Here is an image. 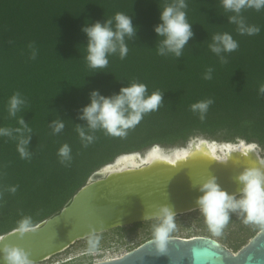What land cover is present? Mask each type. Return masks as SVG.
I'll return each instance as SVG.
<instances>
[{"label": "trees", "instance_id": "16d2710c", "mask_svg": "<svg viewBox=\"0 0 264 264\" xmlns=\"http://www.w3.org/2000/svg\"><path fill=\"white\" fill-rule=\"evenodd\" d=\"M166 2L170 0H0V127H19L22 117L32 130L30 159L21 158L14 139L0 137V235L16 229L25 216L32 218V226L54 216L94 172L120 155L144 152L157 144L184 147L195 136L219 133L227 142L243 139L264 147V96L258 94L264 85V11H244L246 22L260 32L242 36L228 22L230 13L220 0H188L195 35L181 57H161L154 26L160 23V7ZM117 12L133 16L137 34L128 42L125 59L112 56L107 69L93 72L84 60L87 36L81 29L86 22H103ZM218 32H230L239 42L236 51L225 54L224 63L208 48ZM210 67L213 78L205 80ZM133 81L146 83L149 93L163 92L159 110L146 114L122 138L96 130L91 133L94 143L84 147L76 127L87 125L79 116L90 103L91 92L98 89L110 96ZM16 92L27 103L13 118L6 104ZM209 98L214 103L201 120L191 105ZM56 119L65 122L59 134L51 128ZM65 143L71 145L73 156L67 166L57 155ZM11 187H16L15 193ZM189 214L195 216L200 235L213 236L198 211ZM151 223L112 230H135ZM262 228L245 224L233 213L219 239L237 252ZM149 236L153 238V233Z\"/></svg>", "mask_w": 264, "mask_h": 264}, {"label": "clouds", "instance_id": "9594fccd", "mask_svg": "<svg viewBox=\"0 0 264 264\" xmlns=\"http://www.w3.org/2000/svg\"><path fill=\"white\" fill-rule=\"evenodd\" d=\"M220 4L226 13L228 22L237 27L240 35H256L260 28L249 25L243 13L245 10L264 11V0H220ZM160 7V5H159ZM188 0H170L160 7V23L154 26L157 35L156 51L161 57H181L190 39L195 35L192 23L188 19ZM87 36L86 55L84 60L87 67L93 72L104 71L110 64V57L119 55L125 59L129 52L128 42L137 34V26L133 23V16L124 12H117L106 20L95 23L86 22L81 29ZM30 47H32L30 45ZM209 50L226 62L225 54L232 53L239 48V42L230 32H218L211 37L208 44ZM36 50L33 48L32 58H36ZM213 69L210 67L204 74L205 80H211ZM260 96H264V85L258 90ZM27 101L21 93H14L7 101L6 110L9 117L15 118L22 111ZM164 103L163 92L156 90L149 93L148 85L143 82L133 81L127 86L121 87L118 93L110 96L101 94L96 89L90 94V103L80 110L79 118L87 122L86 126L77 125L81 144L88 147L94 143L96 137L92 132L102 130L112 137H125L130 129L135 128L146 114L158 111ZM214 100L209 98L200 100L191 105V111L204 120ZM19 127H0V137L14 139L17 143V151L22 159H30L31 152L28 145L31 140L32 130L25 120L20 117ZM52 131L61 133L65 128V122L61 119L53 120ZM60 162L70 165L73 156L72 148L68 143L63 144L57 152ZM152 160L160 159L157 152L150 156ZM179 159V157H177ZM231 158L221 157L214 161L228 162ZM237 184L236 192L229 193L217 182L216 176H209L202 182L193 184L198 186L202 195L195 201L194 211H198L203 217L208 230L213 236H221L225 226L231 219V214L242 217L245 224L264 226V165L245 166L244 170L233 177ZM16 187L9 191L16 192ZM177 213L170 203L160 205L156 210L145 213L143 219L150 221L153 228V245L158 251L164 252L171 242L172 233L176 230ZM32 218L23 217L17 227V231L23 235L31 230ZM3 237H0V241ZM98 239L89 240L92 248H95ZM193 255L198 259L199 250H193ZM0 264H33L28 253L14 245L0 247Z\"/></svg>", "mask_w": 264, "mask_h": 264}, {"label": "water", "instance_id": "95a60500", "mask_svg": "<svg viewBox=\"0 0 264 264\" xmlns=\"http://www.w3.org/2000/svg\"><path fill=\"white\" fill-rule=\"evenodd\" d=\"M243 142L247 145L255 143L243 139L218 143H233L235 146ZM191 143L189 141L184 147H174L169 152L179 148L197 150L198 146ZM156 147L163 149L157 144L144 152L120 155L113 163L94 172L57 214L32 226L33 230L23 235L17 228L0 235L3 237L0 247L18 246L28 253L33 263L41 262L79 240L116 227L143 222L145 213L156 210L162 204L173 205L177 215L194 211L195 201L202 193L193 184L204 181L209 173L216 176L224 190L233 193L237 189L233 177L242 172L245 166L264 165L260 152H253L254 155L248 157L220 148L219 156L232 154L236 160L224 163L189 154L174 163L145 161L144 157ZM132 154H135L137 163L121 166L119 159ZM152 242L153 238H150L120 257L91 264H264V228L237 252L219 240L203 235L172 236L164 252L158 251ZM194 249L200 252L198 259L193 255Z\"/></svg>", "mask_w": 264, "mask_h": 264}, {"label": "rangeland", "instance_id": "374dc122", "mask_svg": "<svg viewBox=\"0 0 264 264\" xmlns=\"http://www.w3.org/2000/svg\"><path fill=\"white\" fill-rule=\"evenodd\" d=\"M223 137V133H219L217 137L199 135L193 137L190 141L196 142L197 139L203 138L209 141L227 142L223 140ZM257 146L261 156L264 158V147L259 143H257ZM172 148L174 147H163L166 152L170 151ZM229 232L231 234L228 233L227 235L233 238L234 236L232 235V232ZM151 233H153L152 223L135 230H124L122 232L109 230L105 234L94 237L98 239L95 248L90 246L88 239L82 241L79 240L68 249L50 257L49 259L33 264H90L100 260L117 258L127 251L138 247L146 239H150L149 235H151ZM200 234L201 229L197 226V221L194 215L185 213L176 219V230L172 233V236L193 237ZM212 237L220 241L219 236ZM225 245L234 251V248L230 247L229 244Z\"/></svg>", "mask_w": 264, "mask_h": 264}, {"label": "bare ground", "instance_id": "6f19581e", "mask_svg": "<svg viewBox=\"0 0 264 264\" xmlns=\"http://www.w3.org/2000/svg\"><path fill=\"white\" fill-rule=\"evenodd\" d=\"M191 144H193L194 146H198L197 150H193L194 148H192V150H190L189 148H185V149H177L175 151L172 152H166L164 151V149H161L159 147L154 148L153 150L150 151V153H148V155L146 157H144L145 161H169V162H176L179 159H184L187 155L189 154H193V155H199L200 157H205V158H221V156H219L218 154V149H226L227 151H237L239 153H242V155L250 157L251 155H254L253 152L257 153L259 152L258 147L256 146L255 143L251 144V145H247V143L243 142L242 144L239 145H233V143H224V144H219L217 141H209V140H204L203 138H199L196 140V142H192ZM220 145V147H219ZM203 146V147H202ZM207 147V148H206ZM157 152L160 159L158 160H152L150 159V156L153 152ZM177 157H179V159H177ZM183 157V158H182ZM230 157L232 162H234L236 160V158H233L232 154L226 155L224 158ZM234 159V160H233ZM228 162H224V163H229ZM120 163L121 166H128V164H136L137 161L135 159V154L132 155H128V156H124L122 158L119 159L118 161Z\"/></svg>", "mask_w": 264, "mask_h": 264}]
</instances>
